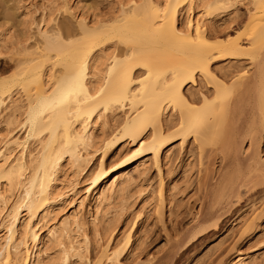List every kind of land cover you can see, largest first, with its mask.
Here are the masks:
<instances>
[{"label": "bare ground", "instance_id": "obj_1", "mask_svg": "<svg viewBox=\"0 0 264 264\" xmlns=\"http://www.w3.org/2000/svg\"><path fill=\"white\" fill-rule=\"evenodd\" d=\"M233 1H131L103 21L80 19L76 29L35 26L39 38L35 51L21 54L9 73L0 74V110L6 109V100L16 102L13 95L24 98L22 114L8 117L9 131L0 138V188L6 190H0L4 205L0 212L6 209L0 218L7 219L0 242V264H66L69 251L65 248L47 263L46 246H59L72 226H79L80 217L49 225L45 207L52 198L54 191L50 190L62 162L66 160L74 174L81 171L84 154L95 145L93 130L100 111L128 106L121 124L109 133L140 141L139 152H151L155 158L167 141L177 136L183 140L193 136L201 145L209 146L208 155L213 159L220 155L222 161L223 171L206 189L218 191L217 203L237 197L241 188L264 185V158L259 153L264 140V0H250V13L233 35L208 33L199 21H189L185 26L178 22L180 12L194 4L199 3L208 16ZM32 25L26 15L23 28L30 31ZM8 41L10 37L4 40ZM110 46L115 50L106 52ZM241 57L251 63L253 71L244 70L233 80L210 67L214 59ZM197 74L213 86L211 99L198 101L183 93L186 84H194ZM167 108L178 115L171 126L173 133L161 121ZM18 126L30 143L20 144L12 138ZM148 128L149 142L145 144L141 137ZM105 171L100 164L91 177L92 188L105 179ZM121 176L114 174L94 194V220L98 215L104 217V206L126 189L127 179ZM71 179L66 176L62 184L69 186ZM162 198L160 191L158 199ZM79 203L78 211L84 205ZM218 210L207 211L198 223L204 229L200 239L210 233V226L220 225ZM20 212L31 218L39 216L42 227L38 230H46V242L44 237L38 238L37 227L27 224L22 230L15 228ZM110 224L104 230L109 231ZM129 240L126 236L116 256ZM241 260L236 263L245 264Z\"/></svg>", "mask_w": 264, "mask_h": 264}, {"label": "rangeland", "instance_id": "obj_2", "mask_svg": "<svg viewBox=\"0 0 264 264\" xmlns=\"http://www.w3.org/2000/svg\"><path fill=\"white\" fill-rule=\"evenodd\" d=\"M131 1L141 0H0V74L9 73L21 54L35 51L39 44L35 26L44 28L47 24V29L58 26L64 31L76 29L80 19L94 23L103 21L117 15L120 8ZM250 10V0H234L229 7L207 16L198 3L182 10L178 22L185 26L189 21L191 24L199 21L205 24L208 33L225 37L233 35ZM26 15L33 22L30 31L23 28ZM9 37L11 41L4 42ZM108 48L106 52L115 50L114 46ZM210 67L227 80H233L244 70L253 71L251 63L243 57L214 59ZM182 90L198 101L214 95L213 86L199 74L194 84L188 83ZM15 99L13 104L6 100V109L0 110V138L9 131L8 117H19L23 112L24 108L20 107L24 98L13 95L12 100ZM127 111L128 106H123L99 112L93 130L95 145L84 154L80 172L74 174L75 170L66 160L62 162L57 181L50 190L54 191L52 198L45 207L49 212L48 224L71 222L73 217H80L79 226H72L59 246H46L47 263L53 262L65 248L69 251L66 264H233L238 259L245 264H264V185L249 190L241 188L237 197L224 198L217 203L218 191L206 189L223 171L221 156L213 159L206 152L209 146L201 145L193 136L185 140L173 137L160 149L157 158L151 152H139L140 141L110 134L121 124ZM177 120L176 111L164 110L161 117L164 127L171 128ZM150 131L148 128L141 137L145 144L149 142ZM171 131L173 133L174 128ZM11 136L20 144L30 143L19 126ZM247 148L248 143L244 145L245 152ZM259 153L264 158V140H261ZM100 164L106 170L105 179L92 188L91 177ZM116 173L122 175L121 179H127L126 189L104 206V217L98 215L94 220L92 198ZM66 176L72 177L69 186L62 184ZM0 190L6 191L3 187ZM160 191L162 200L158 199ZM81 201L84 205L78 211ZM3 206L0 203V209ZM215 209H219L221 215L220 225L210 226V233L200 239L204 229L199 228L198 223L207 211ZM5 214L6 209L0 212V215ZM41 214L44 212L39 216ZM39 216L31 218L20 212L15 228L19 231L27 224L37 227L38 238L44 237L46 242V230H38L42 227V223H38ZM4 219L5 216L0 218V242L7 225ZM108 222L111 228L106 231ZM126 236L129 243L116 256Z\"/></svg>", "mask_w": 264, "mask_h": 264}]
</instances>
